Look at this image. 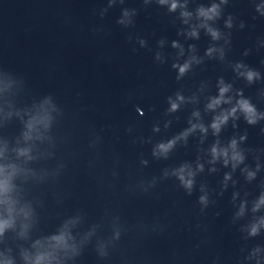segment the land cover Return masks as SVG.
Masks as SVG:
<instances>
[{
    "label": "clouds",
    "instance_id": "clouds-1",
    "mask_svg": "<svg viewBox=\"0 0 264 264\" xmlns=\"http://www.w3.org/2000/svg\"><path fill=\"white\" fill-rule=\"evenodd\" d=\"M173 7H175V5H173ZM214 35H215V33H214ZM180 71L183 72V71H184V68H181ZM249 79H251V73L249 74ZM225 90H226V89H222L221 91L223 92V91H225ZM214 103H219V101H214ZM210 106H211V105H210ZM175 107H176V106L173 105V108H175ZM240 107H241V109H242L244 112H246L247 114H249V117L252 116L254 110H253L252 107L248 104L247 101H241V102H240ZM233 111H235V110H233ZM226 119H227V117H224V118H223L222 120H220L219 122H220V123H223L224 120H226ZM249 122L252 123V122H254V121L250 118V119H249ZM213 127L218 129V127H219V123H217V124H213ZM233 146H234V143H233ZM161 147L163 148L164 146L162 145ZM213 152L215 153V149H213ZM233 158H234V159H239L238 156H234ZM181 179L183 180V177H181ZM186 186H187V187H190V186H191V182L188 181V182L186 183ZM7 224H8L7 221L0 222V232H2V231L4 230V228L7 226ZM54 239L57 241L58 244H64V243H65V237H64V235H60V236L54 237ZM42 259H43V257H38V258H37V264H39V261L42 260Z\"/></svg>",
    "mask_w": 264,
    "mask_h": 264
}]
</instances>
